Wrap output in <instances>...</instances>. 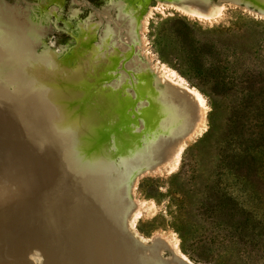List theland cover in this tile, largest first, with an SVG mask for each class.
I'll use <instances>...</instances> for the list:
<instances>
[{"label": "rangeland", "instance_id": "rangeland-1", "mask_svg": "<svg viewBox=\"0 0 264 264\" xmlns=\"http://www.w3.org/2000/svg\"><path fill=\"white\" fill-rule=\"evenodd\" d=\"M0 2L2 10L0 44L8 53L2 58L0 56V84L9 86L10 83L13 92L17 93L16 98L0 96V107H3L0 108V126L1 124L4 126L5 122L9 124L7 122L9 107L22 108L29 125L35 126L34 117H37V114L34 113L40 107L37 95L41 92L49 94L48 85L57 84L67 92L70 90L68 83L72 82V92L75 95L73 106L66 98L62 102L65 105L70 104L69 107H75L72 117L62 121L67 128L60 133L47 135L57 142H62L58 145L60 150L55 149L58 154L57 162L50 159L53 153L49 156L45 151L50 147L51 152L53 147L47 144V139L50 138L32 137L34 142L39 143L40 149L44 147L43 152L46 153L44 157L46 155L48 159L39 156L34 161L39 173L36 172L32 180L41 178V181L46 179L48 183L42 182L46 184L40 185L43 186L42 190L36 185L37 194L33 193L35 191L32 185L23 190L18 185L21 178L15 180L13 184L12 182L9 184V178H4L5 175L9 177V173L18 167L23 152L36 155L37 150L23 146L21 142L25 139L24 136L22 139H10L9 134L7 136L0 133V146L6 152L10 149L12 154L13 151L17 152L18 159L10 169L7 160L9 157L2 161H7L4 162L7 170L0 171V198L3 199L0 207L4 208L9 203L14 207L19 199V205L16 206L23 209L25 203H30L25 196L26 192L33 200L41 202L45 201L47 192H58L63 200H68L69 209L66 208V212L73 214L75 210L71 209L73 202L67 198L73 195L76 178L81 175L80 172L92 165V156L103 146H111L107 148L108 152L116 153V146L113 145L116 135L128 134L129 138L135 137L138 147L142 150H148V146L155 139L162 141L165 135H169L160 132V121L151 112L158 104L157 97H162L165 89L179 94L178 89L171 87V84L183 81L182 83L189 89H195L202 95L201 102L206 116L198 133L184 144L173 164L158 162L155 167V164H148L147 160L146 164L143 160L138 168L128 166L123 172H119L121 174L112 175L111 186L109 180L105 186L112 191L114 199L112 198L111 203L115 210L113 213L111 211L109 218L102 215L95 217L94 229L87 232V236L84 234L67 242L73 253H68L66 249L59 250L57 253L59 264H108L110 255L116 252L119 245L129 241L134 244L137 241L133 239L136 238L134 234H139L149 241L153 240L146 243L148 247L146 244L142 246L143 243L140 242L139 246L136 245L137 251L141 249L139 253L143 255L151 253L157 247L156 244H160L162 237H167L171 238V244L185 254L193 264H264V228L258 231L260 239L249 246L235 244L224 233L221 220L215 216L217 205L211 194L221 148L231 129L232 120L230 108L232 101L221 96L222 85L233 80L229 77L225 79L219 77L212 63L215 64L214 62L222 57L221 53L231 58L233 52L243 50L249 52L257 48L260 41H264V0H0ZM20 46L24 50H21ZM195 48L200 54L198 64L193 63L191 58ZM11 56H17L25 62L15 65L17 62ZM249 59L251 60L250 56ZM250 60L246 61L247 64L254 65ZM9 63L14 64L13 71L19 69L25 75L26 90L21 86H14V81L9 80ZM51 65L53 68L50 69ZM34 67L37 72L33 70ZM46 81L47 85L44 84ZM81 93L83 100L78 97ZM22 96L26 99L23 98L20 102L18 98ZM25 100H30V103L32 100L36 102L31 105ZM114 100L119 101L122 106L120 110L114 111L115 120L108 121L109 125L117 121L114 131L107 132V127L103 134L78 131L73 143L67 144L64 141L68 129L73 130L72 125L79 123V114L87 113L85 111L87 106L106 111V107L113 105ZM193 103L198 112L200 101L195 99ZM28 105L29 107L31 105L32 109H27ZM196 116L195 114V119L191 120L192 127L201 122ZM178 122L177 126L180 124ZM36 134L33 132L34 136H38ZM40 159H44L45 163L43 164ZM115 160V166L119 165L118 158ZM47 166L48 171L45 169ZM26 174L23 172V175ZM48 176H51V179ZM52 178L57 179L56 182L55 180L53 183L48 182ZM40 180L36 182L39 183ZM60 184L61 189L58 188ZM9 193L15 195L16 202L9 201ZM22 196L24 201L20 198ZM70 198L72 200L73 196ZM5 210H8V207ZM86 237L92 249L84 244ZM119 239L121 241H118ZM23 242L14 240L9 242V247L1 245L0 247L5 248H0V256L7 253L17 256L16 251ZM106 243H110L111 246ZM108 246L112 249L107 250ZM88 251L92 253L89 254ZM159 252L164 258L172 255L168 249H160ZM28 254L39 255L32 259L34 264H58L38 245L30 247ZM16 256L9 260V264L19 261Z\"/></svg>", "mask_w": 264, "mask_h": 264}, {"label": "bare ground", "instance_id": "bare-ground-1", "mask_svg": "<svg viewBox=\"0 0 264 264\" xmlns=\"http://www.w3.org/2000/svg\"><path fill=\"white\" fill-rule=\"evenodd\" d=\"M3 15H4V13H3ZM16 18H18V17H16ZM4 36H5V33H4ZM141 37H143V35ZM142 39H141V41H143ZM144 40H145V38H144ZM14 41H16V40H14ZM30 41L31 40H29V42ZM1 42L2 41H0V43ZM33 45H32V47H33ZM34 47H36V46H34ZM21 50H24V49H22V47H21ZM15 53H16V51H15ZM7 54L8 53L5 52V50L1 47V44H0V56H1V58H2V56L7 55ZM22 56H24V55H22ZM12 59L16 60L17 63L15 65H20L21 63L25 62V61L22 62L20 60V58L17 56H13ZM50 59H51V57H50ZM9 60H11V59H9ZM135 60H136V58H135ZM28 62H30V61L28 60ZM53 64H54V60H53ZM52 65H51L50 69L53 68ZM151 66H152V64H151ZM13 67H14V64L9 63V80L12 79L14 81V86H21L22 88H24V90H26L25 75L22 74L19 69H14V71H13ZM33 70H36V72H37L36 67H34ZM54 73H56V72H54ZM63 79H65V78H63ZM117 79H118V76H117ZM40 81H43V80H40ZM47 82L48 81H46V83H44V84L47 85L48 84ZM170 82H171V80H170ZM182 82H178L176 84H171V87L178 89L179 94L175 93V91L171 90V92H170V91L165 89L166 92L164 94H162V97L163 98L165 97L166 99L163 100L162 97L158 96L157 97L158 104H157L155 110L153 112H151V113H154L156 115L155 118L160 121V124H159L160 132L162 134L168 133L169 135L168 136L165 135L166 137H164L162 139V141L161 140L156 141V139H155V141L152 142L151 145L149 144L150 146H148L149 147L148 150L147 149L146 150L140 149L138 147L137 141L135 140V137L129 138L127 136L128 134L116 135V138L113 140V145L116 146V153L114 154V153L108 152L109 150H107V148L111 147V146H106V145L103 146L102 149H100V151L97 154L92 156V158H93L91 160L92 165H90L86 169H84L83 172H80L81 175H79L78 178H76L75 189H74L73 195H71V196H73V199L71 200V198H70L71 196H69V198H67L73 202V205L71 208V209H73V208L75 209L73 214L66 212L67 209H69V208H67V205H68L67 201L68 200H65V199L63 200V198L58 194V192L57 193L47 192L45 194L46 199L44 202H41L40 200H33V198H31L28 195V192H26L25 196H27V200L30 201V203L28 202L27 204L25 203L26 205L24 204L25 207L22 206V208L27 207L26 209H24V208L21 209L20 206H19L20 209H19V207L17 208V206L19 205L18 204L19 199H17L18 205L16 204L17 205L16 206L14 204L15 208L12 206L13 205L12 203H9L10 205L8 204V206L6 205V207H8V210H5L6 207H4V208L0 207V246L5 245L6 247H9V242H12L14 240H23L24 241L23 244H21L18 247V250L16 251L17 256H16V254L14 255V256H16V259H18L19 261H17V262L14 261L13 264H34L32 259L34 257H39V255L30 256L28 254L29 248L33 247L34 245L40 246L47 256L51 257L54 260V262H57L59 264V258H57V253L59 250H65L66 249V251L68 253H73L72 249L68 247L67 242H71L77 238H80L84 234H86L85 236H87V232L92 231L94 229V226L96 224V218L95 217H97L98 215H102V217L108 216V218H109L110 217L109 214H112L113 211L115 210L114 206L111 203V200L113 198L112 191L108 190L107 186H105L106 184L108 185V182H106L108 180H109V185H110V179L112 178V175L114 176V175L118 174L119 172H123L126 167L128 168V166H129V168L134 167V166H135V168L136 167L138 168V166L141 165V162H143V160H145L144 161L145 163L147 160L148 164H151V165L155 164V167L157 165L156 163H158V162H168V163L173 164V161L180 154L184 144L187 143L190 139H192V137H194L198 133V131L202 127V121L204 120V118L206 116L204 105L201 102L202 95L195 89H189ZM56 83H58V82H56ZM71 83L72 82L68 83L70 90H68L67 92H64V89L58 87L57 84L54 83L55 85H53V86L48 85L49 86L48 93L50 92L49 94L41 92V93H39V95H37L38 99H40V104H39L40 107H39V109L37 108L38 111L36 113H34L35 115L37 114L36 115L37 117H34V118H36V120H35L36 125L35 126L29 125L28 120H26L25 116L23 115V109L22 108L18 109L17 107H11V108L9 107V110H8L9 111V120L7 121L9 124H7L6 122H5L4 126L1 124L0 133L7 135V136L9 134L10 139L11 138H21L24 136L25 139H23L21 142L23 144V146L24 147L27 146V147H30L32 149L35 148L37 150L36 155H29L27 152H23L18 167L9 173V177L6 175L4 177V178H9V184L11 182L13 184L15 182V180H17L18 178H21L22 180L20 179L21 181L18 182V185H20V187L23 188V190L28 189V188H26L28 186H30V187L33 186L32 189H33V191H35V192H33L34 194L36 192L38 193V191H36V188H35L36 185H37V187H40L39 190L41 189V187L46 185V184L45 185L42 184V182L47 183L46 179L44 181H41L40 180L41 178L38 179V180H40L39 183L36 182L38 180H35V181L32 180L33 178H35L34 176H36L35 174L39 170L38 167H36L37 165H35L34 161L37 160L39 156H41L43 158L46 157L45 160L47 159L46 155L44 157V153H45V152H43L44 147L42 149H40L41 146L36 141L34 142V138L35 137L37 138L39 136H41L44 139L46 137L50 138L47 136V135H49V133L57 134V133L62 132L63 129L67 128L66 126L63 125L62 121H64V119H66L67 117H70V116L72 117V115L75 112V107L72 108L73 104L75 103V99H74L75 95L72 92L73 91L72 90L73 84H71ZM81 94L78 97H80L83 100V94L82 95ZM0 96H9V98H16L17 93L13 92V90L11 89L10 83H9V86H3L0 84ZM28 96H29V94H28ZM34 96H32V97H34ZM25 97H26V95H25ZM23 98H24V96H22L21 98H18V99L20 101V100H23ZM65 98L72 105L71 107H69L70 104L69 105L62 104V102L65 100ZM194 98L197 99L198 101H200V105H199L200 107H199L198 112H197V109L195 108L194 103H193L195 101ZM24 99H26V98H24ZM27 99H28V97H27ZM34 99H35V97H34ZM33 100L31 101V103L34 104L36 101L34 102ZM28 102L30 103V100ZM112 102H114V104L109 106V107H106V111H100L98 108L93 109V108H90V106H87L85 108V111L87 112L86 114L81 115V113L79 112L80 113L78 116L79 123H76L75 125L73 123H72L73 125L71 124L74 129L73 130L68 129L69 132L67 133V136H66L64 141H66L67 144H70V142L73 143L76 140L75 139L77 137L76 133L78 131L90 132V133H94V134H96V133L103 134V133H105L104 132L106 129L105 127H107V132L114 131L116 129V128H114V125L117 121L112 122L111 125H109L108 121L109 120L111 121V119L115 120L114 111L120 110L122 106H121V103L119 101L114 100ZM26 104H25V106H27ZM110 104H112V103H110ZM31 105H30V107L28 105V108L25 107V109L31 108ZM84 106H85V104H84ZM93 106H95V105L93 104ZM96 106H97V104H96ZM0 108L3 109V107H0ZM4 109H7V108H4ZM24 112H25V110H24ZM29 113H31V112H29ZM29 113H27L28 116H29ZM195 114L197 115L196 118L198 117L201 120V122L198 123L196 126L192 127V125H191L192 121L191 120H193V118L195 119V117H194ZM30 115L32 116V114H30ZM29 118H30V116H29ZM32 120L34 121V119H32ZM177 121H179L178 123H180L178 126L176 125ZM33 132H36L38 134V136H34ZM51 136H53V135L51 134ZM162 136H164V135H162ZM32 137H34V138H32ZM52 138L53 137H51L50 139H47L48 140L47 144L50 145L51 147L53 146L51 149V152L49 151L50 147L48 148L49 153H48L47 149L46 150L44 149V150L47 152L48 155L50 153L51 154L53 153L52 158L49 155L50 159H52V161L57 162V160H58L57 151L60 150V147L58 145H60L62 142H57L56 139H52ZM43 146H44V144H43ZM55 146H56V148H55ZM12 147H14V146H12ZM142 148L145 149V147H142ZM52 150H54V151L52 152ZM112 151H114V150H112ZM9 152H10L9 153V164H10L9 169H10L12 164L17 159V152L13 151V154H12L11 149L9 150ZM116 158H118V160H119L118 161L119 163H117L119 165H117V166H115V161H116L115 159ZM43 160H41V161L43 162ZM44 163L45 162H43V164ZM46 163H47V161H46ZM145 163H143V164H145ZM145 168H146V166H145ZM45 169L48 171L49 166H47V168H45ZM150 171H152V170H150ZM23 172L27 173L26 176L23 175ZM37 173H39V172H37ZM65 173H68V172H65ZM119 174H121V173H119ZM123 176H125V175H123ZM41 177H43V176H41ZM61 177H63V176H61ZM49 178H47V179H49ZM56 178H58V177H56ZM53 180H55V182H56L57 179L52 178V180H50L48 182H52ZM62 180H63L62 182H64V179H62ZM71 181H73V180H71ZM32 182L33 183L36 182V184H33ZM40 185H43V186H40ZM15 186H16V184H15ZM58 186H56V187L60 188L61 184ZM61 188H62V186H61ZM29 190H31V188ZM31 192H32V190H31ZM24 194H25V192H24ZM22 197H20V198H21V200L23 199L22 201H24V196H22ZM15 198L16 197H15V195H13V193L12 194L9 193V201H15L16 202ZM2 201H3V199L0 198V202H2ZM9 207H11V208H9ZM111 211H112V213H111ZM113 215H111V216H113ZM102 219H101V221H103ZM109 221H112V220L109 219ZM114 222L116 223V220ZM112 224H114V223H112ZM132 225L133 224H131V226ZM109 227H111V226H109ZM135 233H136V231H135ZM112 235H114V234H112ZM120 236H122V235H120ZM134 236H136V238H133V239H136L138 242L136 240H134L136 242H134V244L133 243L131 244L130 241L129 242L126 241L128 243H123V244L119 245V247L117 248L118 251L115 250L116 252H114L110 255V258L108 260V264H193L191 262V260L185 254H183L175 245L171 244V238L162 237L160 244H156L154 242L157 245V247H155V249L152 250L151 253H149L148 255H143V254L139 253V251L141 249H139V251H137L136 245L139 246V242H140V243H143V244H141L142 246H145L144 244H146L148 242H152L153 240L149 241L148 239L144 238L143 236H141L139 234H134ZM108 240L111 241L110 239H108ZM118 241H121V239H119ZM84 244H86L89 248L92 249V246H91V244H89L87 237L84 240ZM106 244H109L111 246L110 243H106ZM100 246H102V244ZM110 246H108L107 250L112 249V248H109ZM148 246L149 245H147V247ZM0 248H5V247L2 246ZM160 249H168L172 252V255L164 258L160 255V252L158 253V251ZM148 250H150V248ZM110 251H108V252H110ZM88 252H89V254L92 253V251H88ZM161 252H164V251L161 250ZM14 256L8 255V253L5 255H1L0 256V264H9V260L12 259ZM26 259H30V260L26 261Z\"/></svg>", "mask_w": 264, "mask_h": 264}, {"label": "trees", "instance_id": "trees-1", "mask_svg": "<svg viewBox=\"0 0 264 264\" xmlns=\"http://www.w3.org/2000/svg\"><path fill=\"white\" fill-rule=\"evenodd\" d=\"M197 54L195 48L191 56L195 64L200 60ZM221 55L212 65L219 77L233 79L222 85L221 92L232 101V120L211 194L224 233L235 244L249 246L264 228V41L249 52H233L231 58ZM249 60L254 65H248Z\"/></svg>", "mask_w": 264, "mask_h": 264}, {"label": "water", "instance_id": "water-1", "mask_svg": "<svg viewBox=\"0 0 264 264\" xmlns=\"http://www.w3.org/2000/svg\"><path fill=\"white\" fill-rule=\"evenodd\" d=\"M9 153H10V152H6V151L3 149V147L0 146V171L5 172V170H7V166H6V164H4L2 161H3V159L6 160V157H9ZM1 158H2V159H1ZM7 160H9V159H7ZM5 162L7 163V161H5ZM8 163H9V161H8ZM77 178H78V177H77Z\"/></svg>", "mask_w": 264, "mask_h": 264}, {"label": "snow or ice", "instance_id": "snow-or-ice-1", "mask_svg": "<svg viewBox=\"0 0 264 264\" xmlns=\"http://www.w3.org/2000/svg\"><path fill=\"white\" fill-rule=\"evenodd\" d=\"M5 195H7V190L5 191ZM186 259V258H185Z\"/></svg>", "mask_w": 264, "mask_h": 264}]
</instances>
